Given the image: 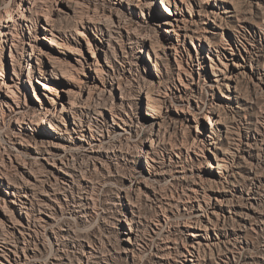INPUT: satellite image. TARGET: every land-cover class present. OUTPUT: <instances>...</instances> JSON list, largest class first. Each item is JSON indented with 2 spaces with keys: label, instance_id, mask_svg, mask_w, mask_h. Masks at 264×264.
I'll return each instance as SVG.
<instances>
[{
  "label": "rangeland",
  "instance_id": "rangeland-1",
  "mask_svg": "<svg viewBox=\"0 0 264 264\" xmlns=\"http://www.w3.org/2000/svg\"><path fill=\"white\" fill-rule=\"evenodd\" d=\"M62 1L65 0H47L46 5L43 6L49 8V15L58 25L62 24L67 30L69 38L64 41L66 51L72 57L82 60H86V56L91 59L95 55L107 68L109 65L114 68L113 79L105 75L106 81L110 80V82L105 92L108 106L104 110L112 126L106 128L104 136L100 137L102 141L91 138L89 133L81 136L80 133L70 130V133L66 135L69 148L59 150L47 145L49 138L51 139L46 132L47 124L22 123L21 119H17L21 117V114L4 106L3 114L0 113V162L4 159L9 175L17 180L21 176L19 169L11 163L9 158H12V161L20 158L18 160L20 162L26 160L33 163L38 160V165L42 169L47 171L53 169L52 160L41 158L42 154L34 148L36 141L43 150L46 145L48 146L45 148H49L51 154L47 156L51 155L52 158L70 157L72 154L78 162L96 163L98 166L104 164L106 170L104 168L103 174L98 171L94 173L96 175L90 177L96 183V208L92 210V215L87 221L77 222V229L90 239L101 238L104 239L102 241L111 243L113 246L116 244L115 247L127 245L128 243L122 241V238L126 231H129V225L123 220V214L131 206V201H134L132 203L139 208L142 223H146L155 217L154 208L150 201L146 200L147 193L152 190V187H162L169 193L170 189H173L172 174L177 173L173 172L177 168L167 172L165 177L155 176L148 171L150 158L146 152L151 147L149 140L153 133L161 129L164 134V143L159 147L158 155L167 164L166 167L171 169L168 165L170 157L183 158L188 165L189 175H192L191 179H196L200 187L206 188L203 203H210L215 201V198H221L223 202H216L218 204L215 207L218 210L221 207L225 208L226 211L236 205V200H241L244 192L246 193L245 181L239 174L225 180L220 177L218 168L212 167L211 164L217 165L216 157H220L227 146L238 143L240 139H247V135L250 137L259 135V131L264 134V50L260 51L261 56L251 57L243 47L241 51L236 49L232 53V50L225 46H228L226 44L228 42H235L240 32L245 34L247 39L242 38V40L247 45L264 44V0H165L172 13L200 27V34L192 33L193 36L181 38L171 31L169 24L162 23L166 17H173V14L163 9L162 0H141V5L136 0H75L79 2L80 7L76 3L73 5L76 4L81 8L82 11L81 9L78 11H81L83 15L82 13L75 15L70 11L68 17L56 10L59 6H63ZM5 2L0 4L3 9H5ZM16 2L19 3L20 0ZM22 2L25 4V1ZM14 8L16 9L17 5ZM105 14L112 18L120 15L129 30L136 29L142 34L154 35L153 37L159 43L157 42L156 47L152 49L150 43L144 46L140 41L134 49H131L129 40L124 37V44L116 38L111 41L112 46H109L106 39L108 36L100 37L99 30L96 29V27H103ZM40 18L41 22L35 30L32 29V34L29 28H26L27 40H25L38 48L47 50L49 43L41 38L44 32L41 25L45 24V19L43 16ZM204 28L207 30H203ZM30 44L26 43V46L31 52ZM210 45L213 47L211 48ZM10 50V45L4 47L2 62H0L3 64L2 67L0 64V82L9 83V78L13 76L14 66ZM154 51L160 53L158 61H151L148 58V54H154ZM125 60L132 61L133 64H125ZM24 65L25 82L30 68L26 61ZM156 67L160 69V72ZM45 68L43 59L32 60V70L35 75L33 81L42 97L43 89L37 79L41 76L42 70L45 72ZM113 68L110 70L112 71ZM81 72V77L86 83H92L96 77L99 86L104 87L93 66L89 67L85 64ZM215 72L220 76L214 75ZM160 74H162V85L153 92L151 90V94L160 98L161 101L155 104L153 109L148 106L146 90L143 94H138L150 80H158ZM216 78L219 80L217 81ZM117 80L121 82L126 96L130 97H128L130 102L124 105L127 112V115H124L125 123L116 118L118 124H115L112 123L115 117L109 108L112 102L118 104L117 94H121ZM25 83V85L22 84V89L16 91L25 110L44 111V105H41L35 97L33 86L29 81ZM112 83L115 87L111 90ZM6 92L5 88L0 91V99L5 97ZM67 101L69 97L65 91H62L55 96L53 104H48L54 110L55 107L60 109L61 104ZM213 107L217 108L216 113L209 111ZM209 114L213 119L222 120V123H217L215 134L212 133L209 123ZM36 118L41 123L42 116ZM46 121L49 122V120ZM62 127L64 128L63 125ZM214 138L217 142L209 143ZM42 139H44V146L39 144ZM242 164L245 163L242 162ZM111 170L113 174H109ZM240 172L244 174L243 171ZM5 190L6 188L0 182V200L9 198ZM236 207L239 206L236 205ZM173 210L178 211L176 208ZM200 232L203 238L209 235L207 231L200 230ZM174 233H177V237L183 243L198 240L193 235V228L185 229L184 227L181 230L177 228ZM249 239L254 242L251 248L256 249L264 240V234L251 233ZM48 241L44 256L47 255L50 247ZM107 249H105L106 253H108ZM144 250L145 252L138 250L135 256L132 255L133 253H130V256L126 253H115L111 257L110 264H154L150 248L145 247ZM210 252V249H206V252L202 251L203 264H216Z\"/></svg>",
  "mask_w": 264,
  "mask_h": 264
},
{
  "label": "bare ground",
  "instance_id": "bare-ground-1",
  "mask_svg": "<svg viewBox=\"0 0 264 264\" xmlns=\"http://www.w3.org/2000/svg\"><path fill=\"white\" fill-rule=\"evenodd\" d=\"M5 1L0 0V4ZM22 1H25V4ZM136 1L141 5V0ZM46 2L47 0H20L17 3L16 0H9L5 2V9L0 7V62H2L4 47L10 45V56L14 66L13 76L9 78L10 82H0V91L4 88L7 90L5 97L0 99V113L2 115V109L7 107L11 111L21 114V117L17 119H21L22 123L47 124L46 132L51 136L47 145L59 150L69 148L66 135L70 133V130L80 133L81 136L89 133L91 138L102 141L100 137L104 136L106 128L112 126L104 110L108 106L106 105L108 99L105 92L108 82H110V80L106 81L105 77L108 75L113 79L115 77L113 75L114 68L111 65L107 68L95 55L91 59L86 56V60L72 57L66 51L67 47L64 42L69 38L68 32L62 24L58 25L55 19L49 15L50 9L43 6L46 5ZM62 3L63 6H59L56 10L66 15L65 17L70 15V11L75 15L82 13L78 1L65 0ZM161 4L165 12L173 14V17L168 16L162 20V23L169 24L171 31L175 32L179 38L193 36L192 33L200 34L199 26H195L186 18L176 16L174 12L172 13L165 0H162ZM42 16L45 19V24L41 25V28L44 29L41 38L49 43L47 50L26 41V28H29V32L32 34V29L35 30V27L41 22L40 17ZM103 21V27H96V29L99 30L100 37L108 36L105 38L109 46H112L111 41L116 38H119L124 44L123 40L126 37L131 49H134L140 41L144 46H148L150 43L152 49L156 47L155 44L158 41L155 40L154 35L142 34L136 29L129 30L120 15H117V18H112L105 14ZM124 29H126L125 32ZM98 34L96 33L97 36H99ZM244 35L240 32L237 35V40L226 43L228 46L225 48L231 49L234 53L236 49L241 51L243 47L249 56H261L260 51L264 50V44L250 43L247 45L242 40V38L247 39ZM26 43L32 47L31 52ZM210 46L213 47V45ZM34 58L43 59L46 67L45 72L42 70L41 76L37 79L43 89V97L38 93L33 81L35 75L32 70V60ZM148 58L151 61H158L160 53L157 51H154V54L149 53ZM24 61L30 68L28 79H25V82L29 81L33 86L35 97L41 105H44V111L37 109L32 112L26 111L20 96L16 93L22 89V84H26L24 82ZM124 62L133 64L129 60ZM85 64L94 67L104 87L99 86L96 77L92 83L84 81L81 77V69ZM110 68H113V72ZM156 69L160 72L158 67ZM214 75L220 76L216 72ZM159 76L158 80L153 79L145 84L138 94H143L146 90L148 106L153 109L154 105L161 101L160 98L151 94V90L153 92L159 85H162V74ZM216 80L219 79L216 78ZM117 81L121 94H117L118 104L112 102L109 108L115 117L112 122L115 124H118L116 118L125 123L124 115H127V112L124 105L130 102V97L128 96V98L124 93L121 82ZM61 82L63 84H60ZM114 87L115 84L112 83L110 89L112 90ZM62 91L67 93L69 101L62 103L60 109L55 107L53 110L49 104H53L55 96ZM87 91L88 95L86 96ZM216 109L213 107L209 111L216 113ZM40 115L42 116L41 123L36 118ZM208 117L212 133L215 134L217 123H222V120L220 118L213 119L211 114ZM46 120L49 122L47 123ZM258 134L252 137L247 135V139H240L238 143L227 146L222 155L216 157L217 165L211 164L212 167L218 168L221 178L226 180L239 174L245 181L246 193L244 192L245 195L240 197L241 200L235 201L240 208L233 205V207L229 206V210L226 211L225 208L221 207L218 210L215 207L218 204L216 202H223L221 198H215V201L210 203H203L206 188L200 187L201 185L199 186L200 183L196 179H191L192 175H189L188 165L183 158L173 159L170 157L168 165L171 166V169L166 167L167 164L158 155V149L164 143V134L161 129L153 133L149 140L151 141L150 150L146 152L147 156L149 154L150 161L153 162L151 164L152 162L149 161L148 171L155 176L165 177L167 172H172L173 168H177L173 171L177 173L172 174L173 189H170L169 193L162 187H152V190L147 193L146 200L150 201L154 208L153 215L155 217L153 216L154 219L146 223H142L140 210L135 203H132L134 201H131V206L123 214V220L129 225V231H126L122 241L128 244L119 247H115L116 244L113 246L111 243H106L101 238H87L77 229V222L87 221L92 215V210L96 208V183L90 177L96 175L94 173L98 171L103 174L106 167L104 164L98 166L96 163L78 162L72 154L70 157H55L56 159L51 155L48 157L47 154H51L50 149L45 148L48 146L46 145L43 150L36 141L34 148L42 154L41 158L52 160L53 169L50 171L42 169L38 165V160L33 163L26 160L20 162L18 161L20 158L12 161V158H9L20 171L21 176L17 180L9 175L7 164L2 158L0 182L6 188L5 191L9 198L0 200V264H110L111 257L115 253H126L127 256L133 253L132 255L135 256L138 250L145 252V247L150 248L154 264H203L201 256L202 251L206 252V249H210L216 264H264V240L260 246L253 249L254 247L251 248L253 241L249 239L251 233L264 234V134L260 131ZM43 140L39 144L44 146ZM216 142L214 138L209 143ZM240 171H243L244 174ZM112 172L111 170L109 174ZM128 196L130 197V195ZM174 208L178 211L174 212ZM119 220L121 219L119 218ZM184 227L185 229L193 228V235L198 240L192 243L180 241L177 233L174 232L177 228L181 230ZM200 230L207 231L209 235L203 238ZM47 241L50 247L47 250V255L44 256ZM106 248H108V253L105 252Z\"/></svg>",
  "mask_w": 264,
  "mask_h": 264
},
{
  "label": "trees",
  "instance_id": "trees-1",
  "mask_svg": "<svg viewBox=\"0 0 264 264\" xmlns=\"http://www.w3.org/2000/svg\"><path fill=\"white\" fill-rule=\"evenodd\" d=\"M160 9V8H159ZM160 11H162V13L165 15V16H167V14L162 10V9H160Z\"/></svg>",
  "mask_w": 264,
  "mask_h": 264
}]
</instances>
